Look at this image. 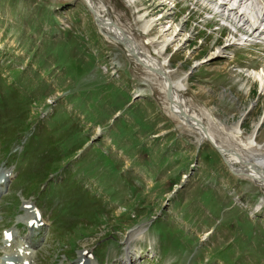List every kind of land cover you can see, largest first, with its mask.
Wrapping results in <instances>:
<instances>
[{
	"label": "rangeland",
	"instance_id": "374dc122",
	"mask_svg": "<svg viewBox=\"0 0 264 264\" xmlns=\"http://www.w3.org/2000/svg\"><path fill=\"white\" fill-rule=\"evenodd\" d=\"M101 1L174 81L184 79L185 99L211 115L219 143L246 147L253 139L264 154V37L258 47L229 48L237 29L213 15L218 7L210 0L94 6ZM91 6L0 0V154L19 149L10 158L15 213L0 225V245L24 200L37 198L48 208L50 238L32 237L40 244L35 264H77V253L92 251L103 230L94 255L109 264L148 219L150 249L161 255L146 249L145 238L132 247L155 264H264V189L235 174L215 146L197 142L198 133L167 112L158 80L100 31ZM260 10L257 0H246L238 12L256 23Z\"/></svg>",
	"mask_w": 264,
	"mask_h": 264
},
{
	"label": "bare ground",
	"instance_id": "6f19581e",
	"mask_svg": "<svg viewBox=\"0 0 264 264\" xmlns=\"http://www.w3.org/2000/svg\"><path fill=\"white\" fill-rule=\"evenodd\" d=\"M83 1H89V3L93 5L91 7L94 9V13L92 9L91 12L94 16V19L97 20L100 31L104 33L106 37H111V39H113L111 42L123 45L128 55L133 57L135 63L141 65L146 70L145 72L158 80L157 82L159 83L160 92L165 99L167 112H169L170 115L180 121V123L184 124L185 127L190 130V132H197L199 135V139L197 140V142L203 143L204 140L209 141L213 146H217L218 148H220V150L222 151L221 153L224 155L229 164V167L235 174L251 179V181L264 189V154L259 153L257 150H254V148L260 149V145H258L253 139L250 140L248 145L246 144V147L245 145L244 147H241L239 145H235L234 147L228 145L227 143V145L219 143L221 141H218L216 134L211 130L214 125L211 120V115L197 112L193 109L194 107L192 108L189 102L185 99L184 94L187 91V88L184 79L174 81L170 76L166 65L162 64V62L160 61L159 56L156 57L152 55L147 49H145L146 46L144 47L142 46L143 44H140V42L135 38L130 29L123 27L115 20L110 19V10L108 9L104 1H101L102 3H100L101 5H98V7L94 6L95 0ZM231 1L232 0H230V2ZM244 1L246 0H239V5L236 8L228 9L227 7L229 2H221L219 4V0H210V2L214 3V5L217 2L216 7H218V11L214 12L216 17L228 20V22L237 29V31H234V34L235 32H238V34H251L250 36H248L245 45L249 47H258V45H260L258 40L264 37V31L260 30L261 26L264 25V0H257L259 2V7L261 8V10L259 16H257L256 23H252L251 19L246 18V12H238ZM198 2L199 0L197 1V4ZM206 9L208 10L209 7ZM226 11H229L230 14H224V12ZM140 12L141 11H139V13ZM233 14H238V21L233 18ZM247 27H249L250 29L248 30ZM221 30L224 31L225 29L223 28ZM151 31L152 28L150 29L149 34L151 33ZM169 31L170 29L167 31H163V35H161V37L166 35V33H168ZM178 36L179 35H177L176 38H178ZM232 36L234 40V35ZM233 40L231 42L232 45H230L229 48L235 47L234 44L237 39L234 41ZM240 40L241 39H238V41ZM261 41H263V38L261 39ZM262 43L263 42H261V44ZM221 53L222 51L218 49L214 52V55H220ZM159 55L161 56L162 54ZM205 119L207 120V123H205ZM212 142H214L216 145ZM237 147L239 149L236 150ZM9 172H4V174L2 175L3 180L0 182V186L2 187V189H0V194L5 191L4 188L8 185V182L10 180L9 176L11 175V173L8 178L5 174ZM25 204H29V202H26ZM36 208L37 206L33 205L27 211V215L20 219V221L24 220L28 224V222L31 219H34L36 216ZM18 221L19 219L17 220V222ZM13 233V242L15 243V247L9 252L7 256H4L2 258L1 264H8L10 261H13L14 264H26L27 262L29 264H33L35 255L37 254V246L33 245L30 241L31 237L33 236V230H30L29 234H27L25 237L19 236L18 232ZM209 233L210 232L207 233L206 239ZM141 236L142 231L136 233V237L140 238ZM17 240H19V242H17ZM4 245L7 246V241L4 242ZM79 261H84V264H95V261L92 260V258H87L85 256H81Z\"/></svg>",
	"mask_w": 264,
	"mask_h": 264
},
{
	"label": "water",
	"instance_id": "95a60500",
	"mask_svg": "<svg viewBox=\"0 0 264 264\" xmlns=\"http://www.w3.org/2000/svg\"><path fill=\"white\" fill-rule=\"evenodd\" d=\"M96 21H97V20H96ZM215 147H216V149L218 150V152L221 154V156L223 157V159H224L225 163L227 164V166H229V164H228L226 158H225L224 155L221 153L222 151L220 150V148H218L217 146H215Z\"/></svg>",
	"mask_w": 264,
	"mask_h": 264
}]
</instances>
